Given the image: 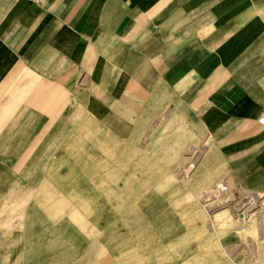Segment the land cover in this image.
<instances>
[{
	"label": "crops",
	"instance_id": "1",
	"mask_svg": "<svg viewBox=\"0 0 264 264\" xmlns=\"http://www.w3.org/2000/svg\"><path fill=\"white\" fill-rule=\"evenodd\" d=\"M263 114L264 0H0V264H264Z\"/></svg>",
	"mask_w": 264,
	"mask_h": 264
},
{
	"label": "rangeland",
	"instance_id": "2",
	"mask_svg": "<svg viewBox=\"0 0 264 264\" xmlns=\"http://www.w3.org/2000/svg\"><path fill=\"white\" fill-rule=\"evenodd\" d=\"M189 168H187L188 169V171H192L195 167H196V164H194L193 165V167H190V165L188 166ZM187 169H186V171H187ZM185 170V169H184ZM261 197H263V195H260V198ZM212 199V198H211ZM215 201H217V203L219 204V205H222L224 208L227 206V208H229V207H232L233 208V205H231L230 204V202L225 198V197H218L217 196V199H215ZM258 204H260V205H262L263 207H264V197L263 198H261V200H259V203ZM235 210V209H234ZM254 210V209H253ZM235 212H237V213H235L236 214V217H237V219L239 220V214H240V212H238L237 210H235ZM254 212V211H253Z\"/></svg>",
	"mask_w": 264,
	"mask_h": 264
},
{
	"label": "bare ground",
	"instance_id": "3",
	"mask_svg": "<svg viewBox=\"0 0 264 264\" xmlns=\"http://www.w3.org/2000/svg\"><path fill=\"white\" fill-rule=\"evenodd\" d=\"M247 204H249V206H254L256 204V200H253L252 198L251 199H248V203ZM248 219L249 220H253L254 219V216L253 215H250V216H248Z\"/></svg>",
	"mask_w": 264,
	"mask_h": 264
},
{
	"label": "built area",
	"instance_id": "4",
	"mask_svg": "<svg viewBox=\"0 0 264 264\" xmlns=\"http://www.w3.org/2000/svg\"><path fill=\"white\" fill-rule=\"evenodd\" d=\"M37 3H41L42 0H35ZM259 123L261 125H264V114L260 117L259 119Z\"/></svg>",
	"mask_w": 264,
	"mask_h": 264
}]
</instances>
